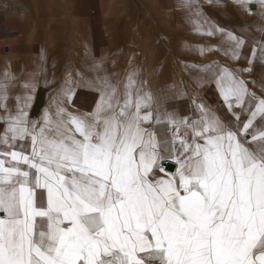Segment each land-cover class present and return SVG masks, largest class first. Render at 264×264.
I'll use <instances>...</instances> for the list:
<instances>
[{
  "label": "snow or ice",
  "instance_id": "1",
  "mask_svg": "<svg viewBox=\"0 0 264 264\" xmlns=\"http://www.w3.org/2000/svg\"><path fill=\"white\" fill-rule=\"evenodd\" d=\"M232 2L246 12L258 4L264 18V0ZM178 6L197 32L220 37L208 51L240 59L242 35L199 0ZM246 58L264 63V42ZM203 71L228 121L195 100L191 116L161 114L135 69L122 82L69 72L50 97L55 113L34 120L38 81L0 73V264H264V95L227 66ZM78 84L98 92L91 112L65 106ZM161 123L169 134L159 138L145 126ZM170 157L176 171L157 176Z\"/></svg>",
  "mask_w": 264,
  "mask_h": 264
},
{
  "label": "rangeland",
  "instance_id": "2",
  "mask_svg": "<svg viewBox=\"0 0 264 264\" xmlns=\"http://www.w3.org/2000/svg\"><path fill=\"white\" fill-rule=\"evenodd\" d=\"M0 1V9L3 8L8 13L12 11L25 21L28 32L25 41L36 40V52L41 48L40 54L24 57L23 66L20 68L23 70L20 71L18 66L13 65L14 60H22L20 56L13 51L4 50L0 42V73H12L16 77V84L26 81L30 74L38 81L34 95L37 102L29 109L31 119L40 118L45 108H50L55 113L50 97L57 94L69 72L72 73L73 80H80V76H77L79 73L87 81L95 76H102L100 72L104 70L109 71L108 76L114 81L122 82L127 72L136 68L139 78L145 83L146 90L151 93L156 109L161 114L174 111L177 115L191 116L195 108L192 101L195 100L207 106L222 120L228 121L231 114L226 112L219 92L212 85L214 82L205 81L200 91L197 89L199 83L189 82L191 69L203 71L205 66L211 64L227 66L236 71L247 82L251 91L258 96L264 95V63L256 59L249 66L246 58L254 46L264 42V18L260 15L258 4H251L250 11L246 12L232 0H220L219 4L217 0H212L211 3L208 0H199L204 14L211 21L245 38L246 43L241 49L240 59L233 60L216 48L207 50L208 43L219 36H207L197 32L195 24L188 19L187 10L178 6L179 0H171L169 3L165 1L166 5H162L161 0H129L133 6V9L130 8L133 13L128 41L132 50L129 54L125 53L126 50L121 54L111 41L116 0ZM123 12L125 15L126 11ZM228 16L231 20L238 21L243 31L240 32L237 25L225 26ZM198 42L206 44L196 46ZM202 47L205 49L203 52ZM257 51L259 52L258 48ZM97 64L100 67H96ZM165 67L176 71L185 69L186 76L182 74L166 78L169 83L166 82L164 86L159 83L156 85L157 79L154 81L156 86L146 79L145 69ZM249 67L251 71H244ZM178 78L181 81H176V84L174 81ZM212 87L213 94L208 95L207 91ZM89 89L94 94L92 99L87 94ZM163 89L165 94L160 95L162 99L159 101L158 96ZM10 91L19 93L22 89L12 88ZM75 96L82 100L77 105L86 111L78 106L69 111L83 114L92 111L98 92L93 88L78 87ZM9 103L14 104L15 101L10 99ZM234 111L241 113V119L246 118L240 108H235ZM145 126L158 129V138L169 134L163 123ZM164 155L168 156L167 153ZM166 162L175 164L174 158L164 159L161 161L164 171H156L157 176L167 178L168 174L176 171L178 165L175 164V169L170 171L164 165Z\"/></svg>",
  "mask_w": 264,
  "mask_h": 264
},
{
  "label": "crops",
  "instance_id": "3",
  "mask_svg": "<svg viewBox=\"0 0 264 264\" xmlns=\"http://www.w3.org/2000/svg\"><path fill=\"white\" fill-rule=\"evenodd\" d=\"M165 1L168 3L171 2V0H161L162 5H166ZM173 1H176V0H173ZM0 3H1V1H0ZM114 7H115V11L113 12L114 19H113V24H112L113 27H112L111 41L114 43L115 49L117 51H119L121 54L124 53L123 52L124 50H126L125 51L126 54H129V52L132 50V48L128 42L130 39L129 29H130L132 13H133V10L130 9V8L133 9L132 2H129V0H116ZM124 10L126 11L125 15L123 12ZM210 14L211 13H209V15ZM226 21L228 24L225 22V26L232 27V24L237 25L236 28L240 32L243 31V29H242L241 25L238 23V21L233 20V19L231 20L230 17ZM27 38H28V32H27V29L25 28V21H23L19 15L13 13L12 11H11V13H8L5 9H3V8L0 9V42L3 44L2 46H3L4 50H9L11 52L13 51L14 54L20 56V58L22 60L17 59V60L13 61V65L18 66L19 68L18 67L17 68L20 71L23 70L20 68L23 66L24 57L31 55V54H40L41 53V48H40L39 52L35 51V46L37 45V41L33 40L30 42H26L25 40H27ZM206 42L203 44H206ZM219 43H220V38L218 37L215 39V41H213V40L210 41L208 43V45L209 46L219 45ZM201 44L202 43L198 42L196 44V46H200ZM133 69L136 70V68H133ZM131 70H129V71H131ZM138 70H143V69H138ZM108 72L109 71L102 70L100 73L102 76H104L106 74L108 75ZM189 73H190L189 74V82L193 81L195 83H199V86L197 87V89L200 91V89H202V86L205 85L204 84L205 81L202 79V77H206L208 75V73L205 71H201L199 69H194V68L191 69L189 71ZM145 74H146V79L149 82H153L155 85L156 82H154V81H155V79H157L158 81H157L156 85H158V83H159V84H162L164 86V84L166 82L169 83L168 81H166V78H169L172 76L174 77V76H178V75L182 76V74L186 76V70L180 69V70L176 71V70H172L170 68L165 67V68H158V69H145ZM176 81L180 82L181 80H179V78H178L174 82L176 83ZM207 82H214V81L208 80ZM212 85H214L215 88L217 89V92H219L215 82ZM78 87H85V86L78 85L77 88ZM85 88H92V87H85ZM93 89H95V88H93ZM78 92L82 93L81 91H79V89H78ZM87 94L89 95V99L93 98L94 94L92 93V91L90 89L88 90ZM164 94L165 93H164V89H163V91L158 96V100L162 99L160 97V95H164ZM207 94L208 95L213 94V87L207 91ZM76 96H74L72 98L70 105L67 104V102H65L68 110L76 108L78 106L77 104L82 103V100ZM175 97H177V96L175 95ZM220 101H221V99H220ZM36 102H37V100L35 98L34 103H33L31 108L34 107ZM78 107H80V106H78ZM93 108H94V106L91 108V110H93ZM80 109L82 111H86L84 108L80 107ZM219 114L221 115L220 112H219Z\"/></svg>",
  "mask_w": 264,
  "mask_h": 264
},
{
  "label": "water",
  "instance_id": "4",
  "mask_svg": "<svg viewBox=\"0 0 264 264\" xmlns=\"http://www.w3.org/2000/svg\"><path fill=\"white\" fill-rule=\"evenodd\" d=\"M164 165L166 166V169H168L170 171H173L176 167L175 164L172 162H166V163H164Z\"/></svg>",
  "mask_w": 264,
  "mask_h": 264
},
{
  "label": "bare ground",
  "instance_id": "5",
  "mask_svg": "<svg viewBox=\"0 0 264 264\" xmlns=\"http://www.w3.org/2000/svg\"><path fill=\"white\" fill-rule=\"evenodd\" d=\"M227 23V22H226ZM228 24V23H227ZM241 29V28H240Z\"/></svg>",
  "mask_w": 264,
  "mask_h": 264
}]
</instances>
